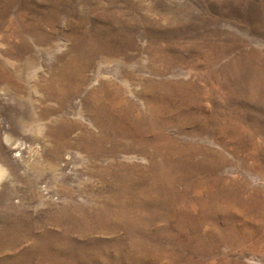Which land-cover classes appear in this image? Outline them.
<instances>
[{
  "label": "rangeland",
  "instance_id": "rangeland-1",
  "mask_svg": "<svg viewBox=\"0 0 264 264\" xmlns=\"http://www.w3.org/2000/svg\"><path fill=\"white\" fill-rule=\"evenodd\" d=\"M0 234V264H264V0H0Z\"/></svg>",
  "mask_w": 264,
  "mask_h": 264
},
{
  "label": "bare ground",
  "instance_id": "bare-ground-1",
  "mask_svg": "<svg viewBox=\"0 0 264 264\" xmlns=\"http://www.w3.org/2000/svg\"><path fill=\"white\" fill-rule=\"evenodd\" d=\"M97 78H98V76H96V79ZM5 136H6V140H9L11 142L13 141L11 136H9V135H5ZM67 160L68 161L66 163H70L69 158ZM18 164L25 169L29 168V167H27L28 164L21 158L19 159ZM51 168H52V172L54 173V177H56L55 174L57 175V177H59L60 176V173H59L60 166H59L58 162H55V164ZM122 215H124V213ZM103 219H105L104 216H103ZM22 240H23V238L21 236L10 235L9 238L7 239L3 234H0V244H1L0 245V253L4 252L5 250L8 251V250H11L12 248L17 247L18 244H20Z\"/></svg>",
  "mask_w": 264,
  "mask_h": 264
}]
</instances>
